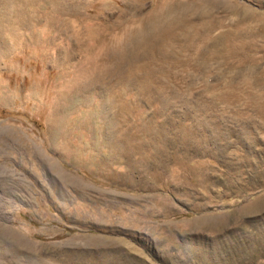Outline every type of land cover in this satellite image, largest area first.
Segmentation results:
<instances>
[{
    "label": "rangeland",
    "instance_id": "obj_1",
    "mask_svg": "<svg viewBox=\"0 0 264 264\" xmlns=\"http://www.w3.org/2000/svg\"><path fill=\"white\" fill-rule=\"evenodd\" d=\"M24 1L0 3V264H264V0Z\"/></svg>",
    "mask_w": 264,
    "mask_h": 264
},
{
    "label": "bare ground",
    "instance_id": "obj_2",
    "mask_svg": "<svg viewBox=\"0 0 264 264\" xmlns=\"http://www.w3.org/2000/svg\"><path fill=\"white\" fill-rule=\"evenodd\" d=\"M8 0H0V3L6 2ZM24 1V0H23ZM13 2V0H12ZM33 2V1H32ZM15 4V1H14ZM25 4V1H24ZM7 5V4H5ZM21 5H22V0H21ZM18 6V5H17ZM20 18V17H19ZM1 22V21H0ZM22 24V23H21ZM4 25V24H3ZM1 27V26H0ZM3 27V26H2ZM25 27V25H24ZM16 29V28H15ZM14 30V29H13ZM11 32V31H10ZM14 32V31H13ZM12 32V33H13ZM17 33V32H16ZM11 34V33H10ZM14 34V33H13ZM19 34V33H17ZM147 33L146 31H139L138 33H136L135 35H128L127 37L120 39L119 41H117V45L118 47L122 50V54H126L129 52L128 47H137L140 43H142V40H147V36H145ZM11 39V38H10ZM16 40L19 39V37L15 38ZM132 49V48H131ZM134 50V49H133ZM2 51V50H1ZM0 51V53H1ZM132 52V50H131ZM1 56V54H0Z\"/></svg>",
    "mask_w": 264,
    "mask_h": 264
}]
</instances>
